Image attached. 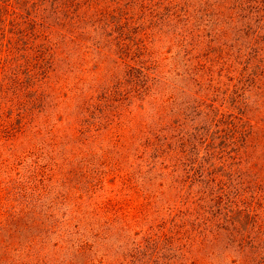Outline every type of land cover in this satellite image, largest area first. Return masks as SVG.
Instances as JSON below:
<instances>
[{"label": "rangeland", "instance_id": "rangeland-1", "mask_svg": "<svg viewBox=\"0 0 264 264\" xmlns=\"http://www.w3.org/2000/svg\"><path fill=\"white\" fill-rule=\"evenodd\" d=\"M239 2L122 1L142 45L91 62L84 105L21 76L0 221L48 228L24 264H264V1Z\"/></svg>", "mask_w": 264, "mask_h": 264}, {"label": "trees", "instance_id": "trees-1", "mask_svg": "<svg viewBox=\"0 0 264 264\" xmlns=\"http://www.w3.org/2000/svg\"><path fill=\"white\" fill-rule=\"evenodd\" d=\"M122 1L0 0V128L7 129L1 118L4 108L10 114L16 111L18 122L26 111L24 105L17 106L22 75L34 81L41 75L39 80L48 89L59 85L78 97L75 106L84 105L89 92L96 90L87 80L93 69L112 60L113 52L123 59L132 45H142L143 40L133 42L132 38L129 44L122 38L128 26V21L121 22L127 14L121 10ZM113 32L117 33L114 42L105 38ZM92 51L95 54L91 56ZM106 205L113 207L109 202ZM6 216L4 222L0 221V264H24V256H37L44 247L35 239L37 236L43 241L40 235H45L48 228L42 229L33 206L26 215L20 211ZM206 237L203 235L201 241ZM90 245L81 241L75 251L83 255Z\"/></svg>", "mask_w": 264, "mask_h": 264}]
</instances>
